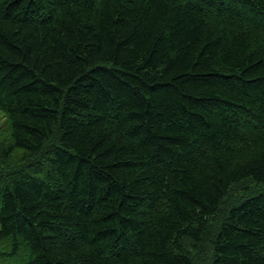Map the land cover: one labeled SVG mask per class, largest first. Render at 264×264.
Returning <instances> with one entry per match:
<instances>
[{"label":"trees","instance_id":"16d2710c","mask_svg":"<svg viewBox=\"0 0 264 264\" xmlns=\"http://www.w3.org/2000/svg\"><path fill=\"white\" fill-rule=\"evenodd\" d=\"M0 264H264V0H0Z\"/></svg>","mask_w":264,"mask_h":264},{"label":"rangeland","instance_id":"374dc122","mask_svg":"<svg viewBox=\"0 0 264 264\" xmlns=\"http://www.w3.org/2000/svg\"><path fill=\"white\" fill-rule=\"evenodd\" d=\"M5 119L3 117V115L0 113V125L4 124L5 123Z\"/></svg>","mask_w":264,"mask_h":264}]
</instances>
